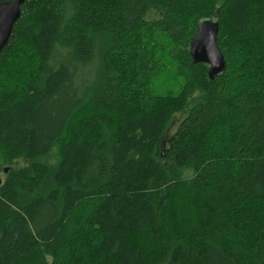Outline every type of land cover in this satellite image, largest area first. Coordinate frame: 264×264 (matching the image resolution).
Listing matches in <instances>:
<instances>
[{
    "label": "trees",
    "instance_id": "trees-1",
    "mask_svg": "<svg viewBox=\"0 0 264 264\" xmlns=\"http://www.w3.org/2000/svg\"><path fill=\"white\" fill-rule=\"evenodd\" d=\"M207 19L214 79L189 51ZM0 155V264H264V0H26Z\"/></svg>",
    "mask_w": 264,
    "mask_h": 264
},
{
    "label": "water",
    "instance_id": "water-1",
    "mask_svg": "<svg viewBox=\"0 0 264 264\" xmlns=\"http://www.w3.org/2000/svg\"><path fill=\"white\" fill-rule=\"evenodd\" d=\"M25 2L26 0H8L0 4V55L13 34L15 24L22 16V6ZM219 30L216 20L207 19L200 22L197 36L189 47L194 64L210 66L211 79L222 74L226 66L224 55L218 45Z\"/></svg>",
    "mask_w": 264,
    "mask_h": 264
},
{
    "label": "rangeland",
    "instance_id": "rangeland-1",
    "mask_svg": "<svg viewBox=\"0 0 264 264\" xmlns=\"http://www.w3.org/2000/svg\"><path fill=\"white\" fill-rule=\"evenodd\" d=\"M168 43L169 41H167L166 39L162 37H157L152 43H149L146 46L148 47V49L154 50L155 52H166L165 49L168 50ZM160 45H164V47ZM175 73H176L175 68L168 65L166 68V72H164L162 75H159L160 81L158 82L159 83V90L157 91L158 94L166 95L172 93L174 95H177L179 93L181 88L179 84L176 83V81H174L176 80V78H178ZM189 109L190 108H188L183 113L177 114L174 117V119L171 121L169 125V130L167 132L169 136L175 133V131L179 128L180 123L187 115ZM57 152H58L57 149L54 148L49 155L40 158L38 161L41 163L54 165L57 163L58 160ZM18 162L19 164L16 166L14 165V167H23L24 165L23 161L19 160ZM5 170H6V166L3 164V158L0 155V182L1 181L3 182L6 178Z\"/></svg>",
    "mask_w": 264,
    "mask_h": 264
}]
</instances>
